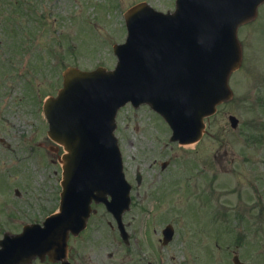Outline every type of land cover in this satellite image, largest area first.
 <instances>
[{"label": "rangeland", "instance_id": "374dc122", "mask_svg": "<svg viewBox=\"0 0 264 264\" xmlns=\"http://www.w3.org/2000/svg\"><path fill=\"white\" fill-rule=\"evenodd\" d=\"M175 1L0 0V239L59 207L64 151L49 150L42 105L62 87L63 71L113 69V45L127 36L124 13L141 2L173 11ZM240 38L244 62L230 81L234 98L206 121L199 143L170 144L169 127L149 106L119 111L116 135L134 187L124 216L131 241L126 245L113 217L97 208L87 238L97 240L100 264H146L152 256L155 264H233L235 254L264 264V6ZM184 163H191L187 172ZM167 224L176 236L163 246Z\"/></svg>", "mask_w": 264, "mask_h": 264}, {"label": "water", "instance_id": "95a60500", "mask_svg": "<svg viewBox=\"0 0 264 264\" xmlns=\"http://www.w3.org/2000/svg\"><path fill=\"white\" fill-rule=\"evenodd\" d=\"M263 3L177 0L176 11L167 14L138 4L125 13L129 35L114 46V70L67 69L58 96L44 104L49 136L65 150L59 211L43 226L5 234L0 264H28L44 254L60 259L70 233L87 227L94 201L107 206L127 239L123 214L130 209L131 186L115 135L119 109L149 104L172 127L173 140L201 139L204 118L233 98L229 78L242 63L238 30L257 17ZM229 120L238 126L236 117ZM172 234L166 231L165 242ZM234 262L242 264L238 257Z\"/></svg>", "mask_w": 264, "mask_h": 264}, {"label": "flooded vegetation", "instance_id": "af4514ba", "mask_svg": "<svg viewBox=\"0 0 264 264\" xmlns=\"http://www.w3.org/2000/svg\"><path fill=\"white\" fill-rule=\"evenodd\" d=\"M186 160V159H185ZM188 161V160H187ZM186 169L184 172H187L189 170V165H186ZM151 166L159 167L157 165V162L151 164ZM167 166L161 165L162 169H165ZM182 173H179L178 175H181ZM136 183H138L137 178L135 179ZM102 207V205H93V208L95 210V213L92 214L87 228L81 232L79 235L70 234L69 240H68V247L66 249L65 258L63 260L60 258L55 257L53 254H45L42 256H36L31 260L30 264H100L98 258L99 251L97 248H99L98 242H94L91 238H87L90 232V228L94 227L92 225V221L95 220L97 215V208ZM176 235V233H175ZM131 238V235H130ZM158 242H161L162 244V238H159ZM158 242L151 244V249L149 250L152 255L156 254L158 251ZM163 245V244H162ZM150 253V254H151ZM152 260H147L146 264H155L154 256L151 257ZM141 264H144L143 260H139Z\"/></svg>", "mask_w": 264, "mask_h": 264}]
</instances>
